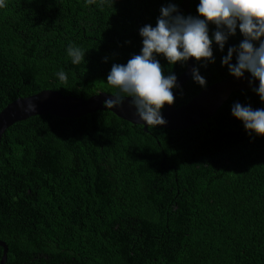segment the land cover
<instances>
[{"label": "trees", "instance_id": "trees-1", "mask_svg": "<svg viewBox=\"0 0 264 264\" xmlns=\"http://www.w3.org/2000/svg\"><path fill=\"white\" fill-rule=\"evenodd\" d=\"M181 2L6 0L0 112L43 90L83 100L116 94L106 82L112 65L140 54L139 30L156 26L161 7ZM198 4L190 1L191 16ZM208 27L211 37L215 25ZM242 39L237 29L223 51L213 42L215 62L206 67L194 60L206 86L191 76L174 108L231 76L221 59ZM69 44L84 51L81 63L67 56ZM156 59L166 76L186 70V63ZM237 102L264 109L253 90H244L181 131L145 132L108 110L13 124L0 142L5 264H264V136L246 132L231 115ZM2 253L0 247V259Z\"/></svg>", "mask_w": 264, "mask_h": 264}, {"label": "clouds", "instance_id": "clouds-1", "mask_svg": "<svg viewBox=\"0 0 264 264\" xmlns=\"http://www.w3.org/2000/svg\"><path fill=\"white\" fill-rule=\"evenodd\" d=\"M96 0H86V4ZM103 3V0H101ZM7 7L6 0H0V8ZM196 16H184L175 4L169 3L160 9L156 26L150 24L139 30L142 37L140 54L133 55L126 64H113L106 82L118 90L102 101L105 108H120L125 98L133 115L147 126L156 127L167 122L161 115L165 105H172L175 96L172 89L178 87L175 74L164 75L157 55H162L169 65L179 62L182 66L192 58L196 62L214 63L212 44L224 50L228 38L235 36L237 29L243 37L238 46H230L222 57L221 65H227L229 75L239 79L245 72L252 80L259 81L252 90L264 102V0H199ZM209 24L215 25L211 37ZM258 42V46L257 43ZM67 56L73 64L84 60V51L69 44ZM235 54V63H231ZM194 82L201 87L206 80L197 68L191 69ZM62 82L67 81L63 70L57 73ZM25 111H34L35 105L28 103ZM231 115L243 122L244 129L256 136H264V109L253 110L251 106L235 103ZM143 128V127H142ZM148 129V128H147Z\"/></svg>", "mask_w": 264, "mask_h": 264}, {"label": "water", "instance_id": "water-1", "mask_svg": "<svg viewBox=\"0 0 264 264\" xmlns=\"http://www.w3.org/2000/svg\"><path fill=\"white\" fill-rule=\"evenodd\" d=\"M190 1L191 0H182L179 6H177L181 14L186 13V16L190 15ZM192 68H194V60L190 58L186 62V70L181 75L177 76L178 87H175V91L173 92L175 97L179 89L191 78ZM249 80H252L250 73H244V76L239 79L230 76L221 82L207 86L181 107L174 108V103L170 106L167 105L166 108L161 111V115L167 123L156 127L170 131H181L199 125L212 117L218 108L228 100L232 93L258 88L259 81L253 80L250 86L248 83ZM109 95L113 94L100 92L87 100H83L64 96L55 91L43 90L25 98H18L9 103L0 112V142L5 131L13 124L39 115H50L68 119L80 118L95 113L96 111L108 110L119 119L132 125L142 126L145 132L148 127H151L146 124H139L142 122L139 121L138 117L133 115L134 109L129 107L128 101L130 98H125L124 104L120 108H105L102 101L108 98ZM28 103L35 105L34 111L24 110V107H26ZM0 247L3 250L0 264H5L8 248L2 241H0Z\"/></svg>", "mask_w": 264, "mask_h": 264}]
</instances>
